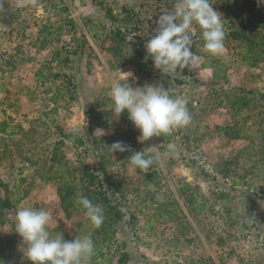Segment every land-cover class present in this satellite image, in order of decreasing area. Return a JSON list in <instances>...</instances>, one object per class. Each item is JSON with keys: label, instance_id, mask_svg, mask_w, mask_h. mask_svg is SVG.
Instances as JSON below:
<instances>
[{"label": "rangeland", "instance_id": "374dc122", "mask_svg": "<svg viewBox=\"0 0 264 264\" xmlns=\"http://www.w3.org/2000/svg\"><path fill=\"white\" fill-rule=\"evenodd\" d=\"M102 1L103 10L90 0H0V121L6 123L0 134V264H31L14 230L15 213L22 207L48 211L52 236H90L94 254L86 264H115L122 253L128 255L124 264H264V48L258 49L260 61L249 65L251 58L244 62L235 56L243 44L238 47L231 37L256 12L264 25V0H212L225 22V52L206 53L195 31L192 50L200 60L177 73H163L145 59L159 15L171 11L176 0L168 5ZM122 6L141 21L125 36V41L141 43L140 56L109 34L113 24L105 11L119 16ZM87 22L96 42L83 29ZM244 28L264 37V30ZM79 32L89 48L72 55ZM211 68L223 77L214 85L208 84ZM120 72L133 73L127 80L133 88L152 84L172 98L183 97L190 123L139 143V130L127 112L116 119L111 110L113 82H124ZM233 97L246 101L238 115L227 103ZM57 129L78 131L88 141L103 137L94 147L86 146L84 162L91 166L90 150L95 149L104 173L101 189L110 184L109 205L122 213L120 222L112 220L105 204L99 228L83 209L63 213L56 183L46 177L58 160L77 163L82 150L66 142L55 146ZM236 130L238 138L228 139ZM118 135L130 145L128 152L108 150ZM138 151L153 160L146 173L130 165L129 157ZM74 164L60 171L63 183L79 176ZM97 190L91 185L81 192ZM195 205L203 209L191 214ZM163 210L173 216L167 218Z\"/></svg>", "mask_w": 264, "mask_h": 264}, {"label": "clouds", "instance_id": "9594fccd", "mask_svg": "<svg viewBox=\"0 0 264 264\" xmlns=\"http://www.w3.org/2000/svg\"><path fill=\"white\" fill-rule=\"evenodd\" d=\"M156 24L155 34L145 45V59H151L153 67L163 73H177L196 66L200 56L192 50L195 31L199 32L206 53L220 56L225 52V22L212 0H176L174 8L161 13ZM120 76L124 82L114 81L111 88V110L116 119L127 112L128 119L139 130V143L153 136L171 134L174 129L190 123L187 101L183 97L172 98L162 87L152 84L133 88L127 83L133 73L120 72ZM108 150L128 152L130 145L115 141ZM129 162L132 168L146 173L153 160L138 151L129 157ZM76 203L94 228L103 224L101 205L82 194ZM52 223L51 214L44 209H17L14 230L26 245V257L31 264H86L94 254L91 237L65 240L59 234L52 236L48 227Z\"/></svg>", "mask_w": 264, "mask_h": 264}, {"label": "trees", "instance_id": "16d2710c", "mask_svg": "<svg viewBox=\"0 0 264 264\" xmlns=\"http://www.w3.org/2000/svg\"><path fill=\"white\" fill-rule=\"evenodd\" d=\"M162 3H164L165 5H168L169 2L173 1V0H160ZM91 4H93L94 6H96L99 10H103V1L102 0H90ZM263 16V15H261ZM107 21L110 24H113V27L111 26V30H109V34H112L115 39L118 40L119 42L124 43L127 46H130L132 48V53H134L135 55H139L141 54V43H137V44H132L129 41H125V36L127 35V32L130 31L129 28L132 27L133 30H138L140 28V19L138 17V13L134 12L133 9L131 8H126V7H121L120 11H119V16H114L112 14L111 11L106 10L105 11V16H104ZM260 17H259V13L256 12L255 16L250 19L247 18L246 21L244 22L242 27H239V31L232 33L231 37L235 40H237L238 42V47L241 48L242 44H243V51H239L235 53V56L239 58L240 61H244V62H248L249 58L250 59V64L249 65H254L256 62L260 61V57H258L261 53L262 50H258V49H262L264 48V41L263 40V34H258V33H244L245 31V24H247L248 27H250L253 30H257L255 32H260L264 30V25L260 24ZM66 23L71 27L73 26V23L71 21V19H67ZM83 29H85L86 34L90 35V38L93 40V42H96V33L94 32H90V26L89 23H85L83 24ZM103 32H105V29L102 28ZM106 33V32H105ZM258 35L256 38L257 40L253 42L252 37ZM72 40L74 41L75 35L72 33ZM77 41V45L72 53V55H76V53H80L82 49L84 48H89V43L87 42L85 36H83L80 32H79V38L75 39ZM39 73L36 74V76H38ZM219 73L216 71V69L211 68V78L208 81L209 85H214L216 82V79L219 77ZM222 78L223 77H219ZM250 93L254 94L255 91H251ZM228 104H230L231 106V112L233 113V115H238L239 111L242 109V107L245 106V99L242 97H233L231 100L227 101ZM6 127V123L4 121H0V134L4 132ZM82 130V128H81ZM56 138L57 141L54 143L55 146H59L64 144V142L71 144L77 148H81V156L80 159H78L76 162L77 163H72L69 161H63V163L61 160L57 159L55 161H57L56 163V167L54 169H52L51 175L47 176L46 179L47 180H51L54 183H56V189L59 192L58 193V199H59V203L61 205L62 211L63 213L67 214V209L70 208L71 210H75L77 209H82L81 206H79L76 203V199L79 195H84L87 198H89L90 200H92L94 198V200L92 201L94 204H98V205H103L105 204L107 206V209L109 210V212L111 213V217L112 220L114 222H120L122 220V213L116 209L114 206L109 205L110 202V198H113V194L112 192H110V184L109 183H105L106 187L105 190L101 189L102 188V180L100 179V175L104 174L103 173V169L101 167L100 162L97 161V159L94 157V152L95 149H91L90 150V158H91V166L88 167V165L85 164V159H86V153H87V149L86 146L90 145V146H95L96 144H98L100 141L104 140L103 137H99L98 139H92L91 141H88V139H86V137H84V135H80L78 134V131H67L64 132L60 129H57L56 131ZM238 131H234V133L231 136H228V139H237L238 138ZM118 139L119 141H124L125 138L123 137V135H118ZM71 164L76 165L74 167V170H76V172H78L79 176L77 178L74 179H70V181L72 180L71 183H63L62 182V173L60 174L61 170H64V168H68L69 166H71ZM94 185L95 187L98 188L97 191H93V194H91L90 192H81L84 190L85 187L87 186H91ZM78 187H84L81 191L78 190ZM65 190V194H60V192H64ZM70 190L71 192L67 194L66 191ZM78 190V191H77ZM89 196V197H88ZM108 197V199H107ZM215 200H222V198L219 195H213ZM172 204H175L173 201H171ZM191 204V203H189ZM6 202L2 203V206H5ZM109 206V207H108ZM201 209H203V205H195L191 208V214H198ZM161 213L164 212L167 216V218H171L173 216V214L171 212H168L166 210L160 211ZM171 216V217H170ZM68 217V215H67ZM107 240V237H103L101 239V242H104ZM128 259V255L126 253H122L119 255V257L116 259L115 264H124Z\"/></svg>", "mask_w": 264, "mask_h": 264}]
</instances>
